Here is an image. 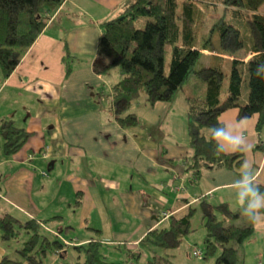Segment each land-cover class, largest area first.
<instances>
[{
    "label": "crops",
    "instance_id": "obj_1",
    "mask_svg": "<svg viewBox=\"0 0 264 264\" xmlns=\"http://www.w3.org/2000/svg\"><path fill=\"white\" fill-rule=\"evenodd\" d=\"M125 1L65 0L14 71L7 78L0 74V119L29 133L17 152L0 160L1 209L36 219L67 247L90 241L137 247L149 230L170 216L183 217L199 197L241 211L230 187L240 169L207 171L196 184L184 173L182 160L191 153L185 98L193 96L184 86L182 96L169 102H136L131 111L138 117L135 127H121L111 114L107 96L121 73L101 71L109 58L97 55L96 47L101 23L117 18ZM199 50L210 58L211 52ZM251 57L238 58L246 62ZM201 85L198 96L207 91ZM237 116V109H229L221 121L235 125ZM257 121V115L245 121L244 156L258 174L257 183L264 185V153L254 150L264 144ZM160 212L169 217L161 220ZM239 220L245 222L242 215L233 218ZM247 242L252 264H264V224L241 248ZM11 253L0 240V259ZM246 255H241L244 263ZM58 257L52 254L50 260L56 263Z\"/></svg>",
    "mask_w": 264,
    "mask_h": 264
},
{
    "label": "trees",
    "instance_id": "obj_2",
    "mask_svg": "<svg viewBox=\"0 0 264 264\" xmlns=\"http://www.w3.org/2000/svg\"><path fill=\"white\" fill-rule=\"evenodd\" d=\"M64 1L0 0V74L3 78L14 71ZM213 1L214 5L232 9L241 20L232 22L224 13L215 21L199 47L212 53L206 67L195 70L201 55L197 43L209 11L194 0H126L117 18L101 23L102 35L96 47L97 55L109 58L101 71L118 67L121 73L107 96L109 110L121 127L138 124L137 115L129 109L141 96L149 106L169 102L194 73L207 85L204 96L185 98L191 153L182 163L192 184L207 171L238 170L245 160L244 153L214 151L210 128L217 124V117L224 123L222 114L237 109L239 120L257 115L256 131L260 135L264 130V80L255 75L257 65H264V14L258 12L264 0ZM139 19L145 21L142 28L136 26ZM242 54H252V57L245 62L238 58ZM226 56L233 58L228 60L230 73L224 68ZM70 57L66 52L65 58ZM227 77L228 85L223 92ZM28 136L12 120L0 119V160L17 152ZM254 150L264 153V144L257 143ZM259 185L264 189V185ZM79 203L78 198L74 204ZM197 211L203 217L209 237L205 240L203 258L215 257V264H239V248L253 236L255 227L245 217L244 225L236 224L233 218L240 216L241 211L234 212L228 203L212 204L201 197L188 207L183 217L168 216L166 224L149 230L139 242L140 250L127 254L138 259L144 249L151 255L147 264H175L168 251L177 249L192 231L191 220ZM42 230L41 222L36 219H20L0 206V240L26 236L21 247L15 250L17 257L4 255L0 264H46L49 255H63L68 248L63 239L44 234ZM99 245V241H90L73 246L84 259L76 264H127L106 261L100 255Z\"/></svg>",
    "mask_w": 264,
    "mask_h": 264
},
{
    "label": "rangeland",
    "instance_id": "obj_3",
    "mask_svg": "<svg viewBox=\"0 0 264 264\" xmlns=\"http://www.w3.org/2000/svg\"><path fill=\"white\" fill-rule=\"evenodd\" d=\"M194 1L197 2L198 5H200L201 7L209 11V14L207 16L203 29H201L200 38H199V46H201V43H203L206 40V38L209 36L210 29L212 28L215 21L224 13L226 14L227 19L232 22L239 23V21L241 20V19L239 20L238 18H236L232 9H225L220 4L214 5L213 0H194ZM205 5H207V7ZM260 13L264 14V7L260 11ZM144 24H145L144 19H139L136 22V26L138 28H142ZM168 59H169V56H168ZM209 60L210 58L208 56L201 54L200 58L198 59V62L196 63L195 70L206 67V65L209 63ZM224 68L227 73H230V68H231L230 61L225 62ZM109 70H111V72H116V71H119V68L113 67ZM109 70L105 71L106 74L108 73L107 76L113 74V73L111 74ZM201 84H205V83L199 81L196 78L195 73H194L189 77V79L184 84V91L190 94L193 93V96H198L197 93H199V91H203V89H201L200 87V86H203ZM227 85H228V77L225 81V87H224L223 92L226 91ZM182 94H183L182 91H179L175 97L182 96ZM138 101L145 102L144 97L141 96L138 100H136L131 105L129 109L130 112L133 110L134 104ZM235 223L239 225H244L245 222H240L239 220V221H236ZM191 230L192 231L183 238L181 245L177 249L168 251L170 254L174 256L171 258L173 262L175 264H215V257H209L208 259H204V258L197 259L192 255V252L195 248H200L201 250L205 251V240L208 237V234L203 224V217H201V213L199 211H197L192 217ZM42 233L48 234L44 232L43 230H42ZM25 238L26 236L24 234H21L20 237L15 240L2 241L3 245L12 251V253L10 254L12 258L17 257L15 250L21 247ZM98 240H100V238H98ZM99 243H100L99 245L100 255L104 257V259L108 262L127 263V264H147V260L151 256L144 249H141L142 250L141 255L138 259H135L127 254L130 249L138 252L140 250V246H137V247L127 246V248L124 249L122 246L118 248L110 244H104L101 242ZM252 243L253 241H251V244ZM251 244L247 242L243 248L241 247L239 248L241 255L247 253L246 255L247 259L245 258V263L243 262V259H242L239 264H252L253 250H252ZM66 251H67L66 255L65 256L60 255L56 263L50 260L51 255H49L48 258L46 259V264H50V263L51 264H76L77 262H82L84 260L82 254L79 253L76 249H74L72 245L69 246ZM220 251L221 249L219 250V252Z\"/></svg>",
    "mask_w": 264,
    "mask_h": 264
},
{
    "label": "clouds",
    "instance_id": "obj_4",
    "mask_svg": "<svg viewBox=\"0 0 264 264\" xmlns=\"http://www.w3.org/2000/svg\"><path fill=\"white\" fill-rule=\"evenodd\" d=\"M255 75L264 80V65H257ZM243 117L235 125L220 123L211 126L210 132L214 141V151L217 153H245L248 150ZM257 172L247 160L241 164L240 174L230 187L235 193L236 202L241 209V215L254 226L264 224V189L257 183Z\"/></svg>",
    "mask_w": 264,
    "mask_h": 264
},
{
    "label": "built area",
    "instance_id": "obj_5",
    "mask_svg": "<svg viewBox=\"0 0 264 264\" xmlns=\"http://www.w3.org/2000/svg\"><path fill=\"white\" fill-rule=\"evenodd\" d=\"M160 216H161V220H164L168 217V213L167 212H160ZM63 242L66 243L65 240H63ZM192 255L197 259H201L204 256V251L201 250L200 248H195L192 252Z\"/></svg>",
    "mask_w": 264,
    "mask_h": 264
},
{
    "label": "water",
    "instance_id": "obj_6",
    "mask_svg": "<svg viewBox=\"0 0 264 264\" xmlns=\"http://www.w3.org/2000/svg\"><path fill=\"white\" fill-rule=\"evenodd\" d=\"M209 236H210V235H209ZM207 239H209V237H207ZM207 239H206V240H207Z\"/></svg>",
    "mask_w": 264,
    "mask_h": 264
}]
</instances>
